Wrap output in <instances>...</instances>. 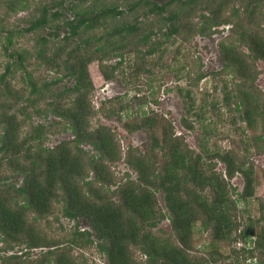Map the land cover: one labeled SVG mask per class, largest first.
<instances>
[{
	"label": "trees",
	"instance_id": "1",
	"mask_svg": "<svg viewBox=\"0 0 264 264\" xmlns=\"http://www.w3.org/2000/svg\"><path fill=\"white\" fill-rule=\"evenodd\" d=\"M120 1L94 3L90 7L72 3L68 8L72 13L70 20L42 7L39 16L28 18L27 26L20 31L37 34L46 26L54 29L60 23L67 32L60 41H54L52 48L50 40L40 36L34 39L32 48L21 47L16 43L20 31L0 27L6 42L3 49L8 50L0 67V264H79L70 251L92 244L104 255L105 264H201L188 255L196 220L201 230H209L210 240L232 243L229 264H244L245 258L251 256L262 264L264 227L259 221L264 218V204L259 205L258 218L246 215L241 220L236 214V200L252 193L251 163L232 149L225 150L218 156L225 179L202 156L192 154L180 136H173L170 127L161 130L160 139L152 135L145 152L128 147L122 157L113 133L106 126L92 128L89 124L94 112L88 99L92 83L86 66L96 59L102 77L110 79L116 63L101 64L108 56H117L120 61L124 53L131 51L136 56L141 48L146 54L153 53L155 43L147 34L137 33L138 25L126 20L118 23L124 13L119 5L130 1L128 10L147 7L142 14L157 15L169 33L179 31V24L198 10L204 12L198 13V23H191L195 34L205 35L215 25L231 23L247 53L230 43L222 44L221 59L224 67L246 78L249 67L244 57L251 61L264 59V0H242L240 8L230 6L226 15L221 12L230 0H164L161 4ZM0 3L13 13L29 5L28 0ZM239 9L244 18L238 16ZM107 15L110 22L95 33L91 29L94 21ZM87 30L96 35L85 34ZM51 36L55 34L52 32ZM41 63L53 71V77L46 80L34 75V68ZM201 75L198 73L196 80ZM255 76L254 72L250 80ZM64 79L72 80V84H62ZM258 96L251 89H243L234 103L236 108L239 103L243 105L240 116L249 126L251 115L256 111L261 114L264 107V98ZM47 112L58 119L48 124H31L33 116ZM153 119L145 116L141 121L150 126ZM61 120L71 138L45 146L46 133ZM83 143L91 145L96 153L87 155L80 146ZM156 149L161 153L159 160L154 155ZM121 159L135 178L125 174L119 182L120 177L113 174L109 164ZM235 173L243 185L237 197L231 198L228 181ZM18 174L22 175L19 184L14 178L10 181ZM157 191L162 194L163 209L156 203ZM55 213L68 219H86L94 239L89 231L74 227L63 245L55 244L57 240L46 237L39 226V222ZM164 219L173 234L162 237L152 229ZM256 226L260 228L258 232ZM250 236L254 237L252 248L233 246L236 242H250ZM20 246L47 249L34 258L28 251L6 253ZM132 249L139 250L144 260L135 263Z\"/></svg>",
	"mask_w": 264,
	"mask_h": 264
},
{
	"label": "rangeland",
	"instance_id": "2",
	"mask_svg": "<svg viewBox=\"0 0 264 264\" xmlns=\"http://www.w3.org/2000/svg\"><path fill=\"white\" fill-rule=\"evenodd\" d=\"M28 1V7L16 13L6 11L4 3H0V27L20 31L27 26L28 18L39 16L42 7H45L47 11L58 12L60 18L70 20L72 13L68 8L72 3L90 7L94 3L103 2L108 5L115 2V0ZM147 1L161 4L164 0ZM120 2L117 0V4ZM129 3L130 1L119 5L124 13L118 17V23L126 20L128 24L138 25L137 33L147 34L150 42L155 43V47L152 54H146L141 48L136 56L131 51L124 53L120 61L117 56L105 58L101 64L110 66L116 63L110 79L102 77L98 67L99 62L96 59L87 63L86 69L92 83L88 99L94 112L89 118L90 126L92 128L98 125L106 126L113 133L122 157L128 147L145 152L151 143L152 135L160 139L161 130L170 127L173 136H180L187 148L191 149L192 154L197 153L202 156V160L212 165L214 172H221L223 177L224 168L218 156L225 150L232 149L239 158L251 163L253 178L251 195L243 200H236V214L241 220H245L246 215L250 218H258L259 205L264 204V107L261 114L256 111L251 115L249 126L240 116L239 110L243 109V105L239 103L236 108L234 103L238 100L239 91L243 89H251L255 95L259 94V98H264V94H261L264 91V59L251 61L250 58L244 57L249 70L247 77L243 78L233 73L230 68L224 67L225 62L221 59L222 44L230 43L239 51L247 53L246 47L232 30L231 23L215 25L205 35L195 34L191 23H198V13L204 12L198 10L194 16L179 24V31L169 33L167 26L163 25L157 15L142 14L147 7L142 9L135 7L128 10ZM242 5V0H230V3L225 6V11L221 13L226 15L230 6L240 8ZM242 15L239 9L238 16L244 18ZM107 22H110V16H102L94 21V27L91 29L96 33ZM262 27L264 28V24ZM92 30H87L85 34L96 35L92 33ZM52 32L55 34L53 37ZM66 32L67 28L60 23L54 29L46 26L38 30L37 34L20 31L21 34L16 43L18 42L17 45L21 47L32 48L34 39L40 36L50 40L48 43L52 48L54 41H60ZM3 36L4 33L1 31L0 67L7 59L8 52L3 49L6 44ZM33 72L34 75L45 77L46 80L54 76L53 71L42 63L36 66ZM254 72L256 76L250 80ZM198 73L202 75L196 80ZM62 84L70 85L72 80L64 79ZM145 116L154 118L150 126L142 124L141 119ZM57 119L47 112L33 116L30 121L31 124H48ZM188 123L191 128L186 127ZM63 124L61 120L46 133L45 146L52 147L59 141L71 138L70 131L65 129ZM256 144L259 147L256 148ZM80 146L88 153L87 155L96 153L89 144L83 143ZM154 155L157 160L161 159V153L157 149ZM109 165L113 174L120 177L119 182L123 181L125 174L130 179L135 178V173L122 159ZM89 177H91L90 172ZM13 178L19 184L22 175L12 176L10 181ZM242 185L240 175L235 173L228 181L229 196L236 198L242 190ZM155 199L157 205L163 209L161 192L155 193ZM259 224L264 227V218L259 221ZM39 226L44 235L55 238L57 240L55 244L59 246L64 244L68 232H71L74 227L89 231L90 237L94 239L87 220L82 217L68 219L55 213L44 222H39ZM259 229V226L255 227L256 232ZM152 232L162 237L173 234L167 219L153 228ZM190 244L188 255L192 259L201 261V264L231 262L232 243L224 240H210L209 230H201L198 220L192 225ZM46 249V247L21 249L20 246L7 250L6 253L28 251L30 257L34 258ZM70 253L75 256L79 264H105L104 255L97 251L94 244L83 249L72 248ZM260 256L264 264V250ZM132 257L135 263L144 260V255L137 249H132Z\"/></svg>",
	"mask_w": 264,
	"mask_h": 264
},
{
	"label": "built area",
	"instance_id": "3",
	"mask_svg": "<svg viewBox=\"0 0 264 264\" xmlns=\"http://www.w3.org/2000/svg\"><path fill=\"white\" fill-rule=\"evenodd\" d=\"M254 237L250 236V242H246L245 244H241L240 242H236L235 246H244V248H252L254 243H253ZM244 264H257L256 258L254 256L251 257H246L244 260Z\"/></svg>",
	"mask_w": 264,
	"mask_h": 264
}]
</instances>
